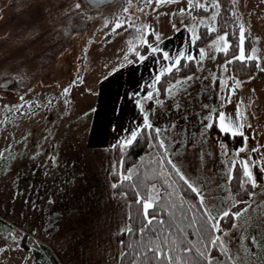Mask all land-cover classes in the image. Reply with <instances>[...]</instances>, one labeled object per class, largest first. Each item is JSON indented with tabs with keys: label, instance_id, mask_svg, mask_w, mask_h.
I'll return each instance as SVG.
<instances>
[{
	"label": "rangeland",
	"instance_id": "374dc122",
	"mask_svg": "<svg viewBox=\"0 0 264 264\" xmlns=\"http://www.w3.org/2000/svg\"><path fill=\"white\" fill-rule=\"evenodd\" d=\"M235 7L246 29V54L255 48L260 57L257 71L243 79L218 59L217 38L227 31L196 44L212 13L187 11V0L156 3L152 10L143 0L97 7L87 0H0V248L9 249L0 251V264H37L34 241L47 245L61 264L120 263L119 233L128 209L124 196L112 195V148L144 125L146 113L161 129L169 158L205 193L212 214L240 213L222 238L234 264H251L256 237L246 240L249 228L264 232V183L247 199H236L230 166L249 158L264 167V0H236ZM80 11L92 19L90 27L61 38L59 28ZM116 23L146 30L129 39L113 29ZM140 43L143 61L130 57ZM149 45L168 52L169 61L151 54ZM178 53L194 57L196 69L169 80L162 95L154 78L168 72ZM186 77L192 79L184 83ZM217 110L229 119L246 113L247 151L239 157L204 127ZM7 237H15L19 248Z\"/></svg>",
	"mask_w": 264,
	"mask_h": 264
},
{
	"label": "trees",
	"instance_id": "16d2710c",
	"mask_svg": "<svg viewBox=\"0 0 264 264\" xmlns=\"http://www.w3.org/2000/svg\"><path fill=\"white\" fill-rule=\"evenodd\" d=\"M219 2L221 5V12L220 16L217 18L216 27L219 31L216 33L227 31L232 48L227 55L220 52L218 59L226 60L225 62L227 63V61L232 58L236 50V45L239 44L238 24H240L241 21L240 19L236 20L231 15L232 12H235L240 18L239 13L236 11L235 4H233V0H219ZM155 4L156 2L153 0L150 4L151 10L154 8ZM92 11H96V8H92ZM108 18L111 22L115 20V16L113 15ZM91 24L92 19L87 15V12L80 11L72 15L66 24L59 28L60 37L66 40L71 34L87 29ZM110 26L111 25L108 24V27ZM141 29H143V31H140ZM145 30V25H130L116 28V31L122 32L124 36L129 39L141 36L145 33ZM216 33L210 32L208 26H203L195 42L198 45L204 44ZM143 48L144 46L142 43L136 45L134 50L130 52V57H137L136 53ZM256 64L257 61L255 60L247 62L246 65L236 62L230 64L227 70L235 77L243 79L253 75L257 71ZM195 69L196 65L194 59H181L180 71L167 72L161 76L158 81L160 93L162 95L166 94V87L169 80L176 79L178 76H186ZM80 81L81 79L77 80V82ZM67 97L70 98L69 95H67ZM212 125L211 131L218 135L220 140L231 148L232 152L243 146L245 141L244 137L236 136L233 138L220 131L217 123L213 122ZM143 127L144 125L140 129H143ZM153 137H156V133L154 132L142 134L139 136L138 141L134 142L131 146L123 147V142H116L112 148L114 168L109 174L111 191L114 197L124 196L126 198L128 221L125 228L130 227L132 229L131 233H125V228L119 233L122 245L119 264H152L151 257L149 256L148 260H144L141 253L145 250V246L149 241L158 243V237H162L165 234L172 236L174 239L177 236H182L193 243H196L201 236L204 235L203 233L197 232V229H199L203 223V216L199 210V200L180 180L179 176L172 173L171 168L167 166L164 160V150L158 146L157 140ZM157 139H161L160 135ZM167 157L169 158L168 154ZM239 162L240 161L237 162V167L232 173L230 187L236 199L245 200L253 193L255 188H258V186L264 183V172L259 168H254L257 186L252 187L250 183L245 182V178L239 167ZM261 166L263 167L262 164ZM127 174H131V179L125 181L123 180V175ZM113 184H116L117 187L113 188ZM153 188L156 190V194L154 195ZM125 193L126 195H124ZM138 194L141 196L151 194L155 198V202L159 205V210L155 212L156 219L165 221L163 225L154 221L150 226L151 230L145 228L143 233L139 232V229L145 225V219L142 207L137 203ZM149 215H153V209L149 210ZM221 221V228L225 229L229 227L230 224H233L234 219L232 215H229ZM0 222L5 224V221L1 218ZM181 229H183V232H180ZM250 236L256 237V243L252 246L255 248V257L253 261H251V264H264V232L260 231L258 228H249V239L247 238L246 240L249 244L251 243L250 238H253ZM30 239L33 242V239ZM205 243H207V241H205ZM33 244V252L37 264H61L47 245L39 244L35 241ZM180 247L182 248L183 245L181 244ZM209 255L214 258L213 264H217V262H219V264H234L233 260L229 261L228 256H222L220 251L216 248L210 249ZM188 258L191 260L192 264H203L202 258H200L198 254H195V250L193 254H188Z\"/></svg>",
	"mask_w": 264,
	"mask_h": 264
},
{
	"label": "snow or ice",
	"instance_id": "6c2138e0",
	"mask_svg": "<svg viewBox=\"0 0 264 264\" xmlns=\"http://www.w3.org/2000/svg\"><path fill=\"white\" fill-rule=\"evenodd\" d=\"M132 0H129V3H131ZM143 2L148 5L153 2V0H143ZM156 3H170L175 2V0H155ZM188 8L187 11L191 12L195 9H203L204 11H211V16L208 17L209 24L208 29L212 33H216L219 31V29L216 27V20L220 16V2L219 0H205V3H200L199 0H187ZM236 3V0H233V4ZM77 9L81 7L79 3L75 5ZM143 11V8L140 9ZM124 11L127 13L128 8L126 7ZM181 13L185 12V9L180 10ZM231 15L236 19L239 20L240 18L237 16L235 12H232ZM124 25L121 23H116L113 26V29L123 27ZM105 27H108V24H105ZM239 33H238V39L239 44L236 45V50L233 53V56L231 59L227 61V63L223 66L225 71H227L228 66L232 63H240L246 65L249 61H257L256 66L259 67V61L260 57L255 55V48H250L247 51L244 48V43L246 39V29L244 24L240 23L238 24ZM140 31H143L141 29ZM198 38V37H197ZM259 39V38H257ZM157 40H159V36H157ZM146 44L147 41H144ZM218 47L217 50L224 53L225 55L228 54L229 50L232 48V45L228 42V33L225 32L223 35L218 36L217 38ZM151 54L155 55L157 53H160L162 55V59L164 61H169L170 56L169 53L164 51L163 49H160L159 47H151L149 45ZM136 55L139 56L140 61H143L147 59V56L145 55H139L137 52ZM200 56H205V51L203 49L200 50ZM177 59L171 61V63L168 66L167 71L171 73L172 71H180L181 67V59L185 58L183 54L178 53ZM187 60H193L195 59L191 55H188L186 57ZM261 71H264V68L260 69ZM155 80L159 81L160 76L157 75ZM192 77H186L184 83H187V81L191 80ZM181 82L178 81L177 84H180ZM226 86H227V82ZM237 85L240 84L239 81H235ZM230 93H234L235 89L229 88L228 89ZM65 94H67L68 89H65ZM169 92H171V89H168ZM254 91V90H253ZM146 98L148 100H153V94L151 92H148L146 94ZM23 99V97H21ZM230 103V99L228 100ZM137 104H140V100H136ZM157 103H160L157 101ZM242 103V102H241ZM141 111H144L143 105L140 104ZM205 107H208L205 105ZM211 112V110H210ZM213 118V115L210 114L209 117H206L205 119H211ZM244 119H246V113H240L237 112L235 119H229L226 114L223 111L217 110L214 113V122L218 124V127L220 131L223 133L230 135L231 137H244L245 143L247 142V137L244 134L243 129L245 128V123L243 122ZM144 127L143 129H135L131 130L129 133V136L123 141L122 146L128 147L133 145L134 142L138 141V138L142 134H150V133H156V137H153L157 140L158 146L164 150V160L166 161L167 166H169L172 170V173H175L179 176L180 180L188 187V189L193 192L196 196V198L199 200V210L202 213L203 216V223L201 224L200 228L197 229L198 233H203L204 235L201 236V238L196 242L193 243L191 241H188L186 238L182 236H177L175 239L172 238V236H169L165 234L162 237H158V243L154 241H149L147 245L145 246V250L141 253V256H143L144 260H148L149 256L151 257L152 264H192L191 260L188 258V254H193L195 250V254H198L200 258L203 260V264H213L214 258L210 257L209 250L212 248H216L220 251L222 256H228L229 261L233 260V257L229 255V248L227 247L224 239L222 236L226 235L227 233L224 232V230L220 227V221L229 215H232L233 219H237L240 215V213H230L229 211H224L223 213L214 216L212 214V207L210 203H206V196L205 193L196 187L193 183H191L180 171L178 166L173 163L168 157H167V146L165 144V141L163 139H157L159 137V134L161 133V129L159 127H155L149 120V117L147 113L144 116ZM213 125L209 123H205V128H211ZM247 127H251V124H247ZM247 149L245 147H240L239 149L235 150V155L240 156L241 153H245ZM252 152H258L259 150L257 148H252ZM227 154V153H226ZM4 155L3 151H0V157ZM53 163L55 164L56 158L51 157ZM261 159L264 160V156H261ZM231 169L235 170L237 167V162L233 161L231 164ZM239 167L241 169V173L243 177L245 178L246 183H250L252 187H256V180L253 175V168H259L262 172H264V167L261 166L260 161L255 159H249V158H241L239 162ZM47 175V173H45ZM171 174V173H170ZM131 179V174L123 175V180L127 181ZM113 188H116L117 185L113 184ZM153 191H155V188H153ZM126 195V193L124 194ZM171 195V193H170ZM137 203L141 205L143 210V215L145 219V225L141 229H139L140 233H143L145 228H149L155 221L156 223H159L163 225L165 221L163 220H157L155 212L159 210V205L155 202V198L151 194L146 195H137ZM153 209V215H149V210ZM125 233H131L132 229L130 227H126L124 229ZM180 232H183V229L180 230ZM11 239L14 243L17 245V249L19 248V244L16 241L15 237H7L5 238ZM207 241V243H205ZM183 245L181 248L180 245ZM199 245V246H198ZM9 250L7 245H5L3 248H0V251H7ZM16 250V249H13ZM219 264V262H217Z\"/></svg>",
	"mask_w": 264,
	"mask_h": 264
},
{
	"label": "water",
	"instance_id": "95a60500",
	"mask_svg": "<svg viewBox=\"0 0 264 264\" xmlns=\"http://www.w3.org/2000/svg\"><path fill=\"white\" fill-rule=\"evenodd\" d=\"M109 1L111 0H87V2L93 7L101 6ZM8 83L9 81L7 80L6 82L3 83V85H7Z\"/></svg>",
	"mask_w": 264,
	"mask_h": 264
},
{
	"label": "crops",
	"instance_id": "0c3cea01",
	"mask_svg": "<svg viewBox=\"0 0 264 264\" xmlns=\"http://www.w3.org/2000/svg\"><path fill=\"white\" fill-rule=\"evenodd\" d=\"M142 126H143V125H142ZM142 126H141V127H142ZM141 127H140V128H141ZM116 142H121V141L117 140ZM116 142H115V143H116ZM115 143H114V144H115Z\"/></svg>",
	"mask_w": 264,
	"mask_h": 264
},
{
	"label": "flooded vegetation",
	"instance_id": "af4514ba",
	"mask_svg": "<svg viewBox=\"0 0 264 264\" xmlns=\"http://www.w3.org/2000/svg\"><path fill=\"white\" fill-rule=\"evenodd\" d=\"M111 1H113V0H111ZM111 1H109V2H111ZM109 2H106V3H109Z\"/></svg>",
	"mask_w": 264,
	"mask_h": 264
}]
</instances>
